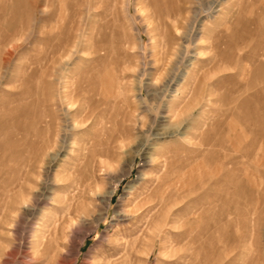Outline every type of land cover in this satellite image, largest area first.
<instances>
[{
    "label": "rangeland",
    "instance_id": "374dc122",
    "mask_svg": "<svg viewBox=\"0 0 264 264\" xmlns=\"http://www.w3.org/2000/svg\"><path fill=\"white\" fill-rule=\"evenodd\" d=\"M165 1L0 0V264H264V0Z\"/></svg>",
    "mask_w": 264,
    "mask_h": 264
},
{
    "label": "bare ground",
    "instance_id": "6f19581e",
    "mask_svg": "<svg viewBox=\"0 0 264 264\" xmlns=\"http://www.w3.org/2000/svg\"><path fill=\"white\" fill-rule=\"evenodd\" d=\"M113 2V1H115V0H107V3H109L110 4V2ZM124 1V5L127 7V5H128V0H123ZM160 2H166L165 0H153V3L154 4H156V3H160ZM252 8V7H251ZM180 10V9H179ZM250 10H252V9H250ZM167 11H168V9H167ZM169 11H170V9H169ZM163 13V12H162ZM169 14V13H168ZM172 14V13H171ZM167 15V14H166ZM175 15V14H174ZM155 20V19H154ZM159 22V21H158ZM84 80V79H83ZM262 80H264V79H262ZM84 84V83H83ZM86 85V84H85ZM120 85V84H119ZM66 86V85H65ZM89 86V85H88ZM76 89V88H75ZM89 89V88H88ZM112 89H113V86H112ZM112 89L111 90H109L110 91V93H112L113 94V91H112ZM74 90V89H73ZM114 90V89H113ZM82 91V90H81ZM84 91V90H83ZM89 91V90H88ZM262 92L264 91L263 89L261 90ZM80 92V91H79ZM97 93V92H96ZM95 93V94H96ZM76 95H78V92L76 91V92H74V91H68V92H66V93H64V101H66L67 102V104H68V108H67V110L69 111V113L67 114V118H66V120L64 121V119H62V118H64V117H62V118H60V116L59 115H55V117H52V119H51V121L50 122H48V123H46V122H44V124H46L45 126H44V128L41 130V132H40V139H41V141H39V146H38V149H37V155L36 156H42V155H44V154H46V152H47V150L49 149V147H51L50 146V144L52 143V142H54L55 144H57L56 142L59 140L58 138H59V135L61 136V140H60V143L62 144V146H60L61 148L60 149H63V145L64 144H67V139H68V132H71V127H69L70 125H71V123L73 124V127H74V129H75V127L77 126V124H78V116H76V113H72V111L73 110H75L76 109V107H77V105H76V107L74 108V104L75 103H77L76 101H80L79 100V97L78 98H76ZM113 96L114 97H117L118 96V92H117V94L115 93V94H113ZM259 97V96H258ZM81 98V97H80ZM263 98V97H262ZM75 99V100H74ZM78 99V100H77ZM258 99V98H257ZM261 99V98H260ZM103 100V99H102ZM102 100H99V103L100 102H102ZM107 100V99H106ZM111 100H114V99H111L110 98V101ZM91 101H92V99H91ZM108 101V100H107ZM82 102H84V101H82ZM85 103V106H86V101L84 102ZM113 103H114V101H113ZM80 104H81V102H80ZM262 104V103H261ZM264 104V103H263ZM88 105V104H87ZM259 105V104H258ZM85 106H83V104H82V109H83V107H85ZM111 106V105H110ZM77 108H79V107H77ZM94 108H96V107H94ZM94 108H92V109H94ZM99 108V107H98ZM85 110H83V111H85V113H86V109L87 108H84ZM91 109V110H92ZM108 109H109V107H108ZM77 110V109H76ZM240 110V109H239ZM259 110V109H258ZM261 110V109H260ZM71 111V112H70ZM74 112V111H73ZM77 112V111H76ZM80 113H81V111H79ZM249 112V111H248ZM79 113V114H80ZM259 114V113H258ZM84 115V114H83ZM94 115V114H93ZM256 115V114H255ZM249 116V115H248ZM79 117H81V116H79ZM235 117V116H234ZM237 117V116H236ZM259 117V116H258ZM42 118V117H41ZM87 118V117H86ZM238 118V117H237ZM261 118V117H260ZM263 118V117H262ZM63 120V122L65 123V124H68V125H66V127L64 128L61 124H62V120ZM82 119H83V117H82ZM95 120V119H94ZM87 121V120H86ZM260 121H262L261 119H260ZM70 124V125H69ZM238 124H239V122H238V120H236L235 122H234V125H233V129L234 130H236L237 129V127H238ZM78 125H80L81 126V124H78ZM79 127V126H78ZM70 128V129H69ZM63 129V130H62ZM77 130H78V128H76ZM80 129V128H79ZM70 134H72V133H70ZM77 134V133H76ZM75 134V135H76ZM71 138H72V135H71ZM54 144V145H55ZM233 147V146H232ZM52 148V147H51ZM62 151V150H61ZM215 154H211V157H213ZM60 156V154H59V152H57L56 154H55V156L54 157H52V159H51V161H55V160H57V158ZM224 156H226V155H224ZM214 160V159H213ZM230 160H232V159H230ZM50 161V162H51ZM214 163V162H213ZM28 181V180H27ZM30 182V181H29ZM221 183V182H220ZM219 182H218V185L220 184ZM43 188V187H42ZM25 190V189H24ZM48 190V189H47ZM46 191V190H45ZM21 196H22V194H21ZM13 197H14V195H13ZM12 198V197H11ZM13 199V198H12ZM17 199H18V197H17ZM16 199V200H17ZM257 199H258V197H257ZM23 200V199H22ZM13 202H14V200H13ZM17 202L18 201H16V204H17ZM19 202H21V201H19ZM24 203V202H23ZM13 204V203H12ZM21 204V203H20ZM259 204V203H258ZM257 204V205H258ZM4 206V205H3ZM12 207L14 208L15 206H11V205H7V209H12ZM258 207V206H257ZM6 209V208H5ZM6 209V210H7ZM253 209V208H252ZM5 210V211H6ZM19 210V209H18ZM19 211H21V210H19ZM34 210H31V213L33 212ZM12 212V211H11ZM14 212V211H13ZM18 212V211H17ZM3 215V221L1 222L0 221V230H2L4 227H5V224H3L4 222H5V219L7 220V218H5V217H7L6 215H7V213H6V215H5V212L2 214ZM33 216V215H32ZM8 218H9V216H8ZM259 222H260V219L258 220Z\"/></svg>",
    "mask_w": 264,
    "mask_h": 264
}]
</instances>
